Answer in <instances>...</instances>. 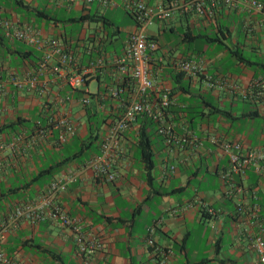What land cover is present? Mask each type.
<instances>
[{
  "label": "crops",
  "instance_id": "obj_1",
  "mask_svg": "<svg viewBox=\"0 0 264 264\" xmlns=\"http://www.w3.org/2000/svg\"><path fill=\"white\" fill-rule=\"evenodd\" d=\"M41 1L21 0L27 8L17 4L24 11L15 12L0 0V17L29 23L42 37L73 44L60 21L44 16L47 7L52 6L49 15L57 19H61L54 14L58 7L68 17L91 11L105 16L107 10L123 9L122 0H112L105 8L81 0L68 5L46 0L48 4L40 7ZM106 18L112 21L111 16ZM155 23L158 48L150 54L153 88L149 97L154 98L162 87L169 89L165 121L175 141L165 144L155 122L136 116L117 139L116 177L110 182L95 179L84 165L98 152L100 138L133 91L125 83L121 93L126 95L117 99L109 95L118 76L113 59L120 55L123 43L117 47L114 41L107 49L110 40L105 39L102 68L86 74L87 84L77 87L86 93L76 88L64 102L61 98L68 86L50 71L39 76L37 85L17 88L10 82L11 75L34 68L40 52L6 38L0 27V228L16 205L37 201L51 179L71 176L54 202L101 242V248L86 257L88 264H260L251 238L256 223L264 224V160L227 176L228 158L207 136L237 141L244 149L264 146V92L259 95L249 86L255 79L264 80V16L241 6L219 7L209 16L174 12L166 22ZM81 25L76 37L80 66L86 62L82 44L100 45L96 42L102 33L100 23ZM131 28L132 21L122 40ZM179 59H200L203 72H177L174 65ZM92 82L95 88L89 90ZM87 92L96 94L90 98ZM82 97L88 98L86 105L80 103ZM93 104L99 122L87 117L85 109L91 110ZM48 109L66 112L75 127V134L61 145L54 144V129L45 138L35 136L34 123H44ZM140 131L150 142L149 168L137 146ZM94 135L97 139L85 148ZM192 135L200 144L192 141ZM150 225L154 226L153 244L164 256L146 243ZM2 233L1 248L19 264H85L71 228L52 220L19 219Z\"/></svg>",
  "mask_w": 264,
  "mask_h": 264
},
{
  "label": "built area",
  "instance_id": "obj_2",
  "mask_svg": "<svg viewBox=\"0 0 264 264\" xmlns=\"http://www.w3.org/2000/svg\"><path fill=\"white\" fill-rule=\"evenodd\" d=\"M74 1L52 0V2H64L67 5ZM81 1L85 4L96 2L101 8L113 4L112 0ZM237 6L243 7L247 12H261L264 16V3L258 0H167L166 3L156 4H148L145 0H122L123 9L132 16V28L127 31L123 39L120 55L113 59L118 76L109 89V95L111 98H119V95L123 92L121 80L125 73L130 80L129 82H131L133 91L123 105L121 113L100 138L98 152L91 156L84 165L91 171L95 179L105 182L114 180L116 177L114 165L117 139L138 115L147 116L155 122L156 133L162 137L165 144L169 145L175 141L172 127L165 121L166 110L171 103L169 89L162 87L154 98L149 97V91L153 88V81L148 61L150 54L157 49L158 42L152 37L153 34L147 33V27L153 22L168 20L174 12L187 14L191 11L193 16L196 17L209 16L219 7L230 9ZM0 27L6 38L21 41L40 52V57L34 68L25 71L22 75H11L10 82L17 88H21L26 83L40 84L39 76L45 71H50L61 77L68 86V92L61 98V101L65 102L71 99V93L82 84L84 75L99 71L102 68L103 58L101 55L87 57L85 65L80 66L77 61L79 58L77 48L71 49V44L65 43L56 37H42L29 23L17 24L10 19L0 17ZM95 46L99 45L96 44ZM91 47L92 44L88 42L83 49L88 53ZM174 69L185 75H195L203 72V63L200 59H179L175 62ZM206 78L210 80L211 76H206ZM41 84H45V81H42ZM208 84L211 85L212 82L209 81ZM249 86L251 89H256L257 94L263 95V79H255ZM1 87L0 82V89ZM80 103L86 105L88 98L82 97ZM34 127L35 136L38 138H45L52 129L56 130L57 135L54 139L56 145L67 142L75 134V127L68 114L60 110L48 109L44 115V123L36 120ZM191 138L194 143L200 144V141L194 135ZM207 141L217 146L227 156V176L230 173L241 172L251 162L255 164L257 161L264 160V146L255 149H244L237 141L219 140L215 135H208ZM169 169L172 170L173 166H170ZM71 179V176L53 178L47 183L37 201L16 205L9 213L5 224L0 228V240L3 236L2 232L8 226L15 225L19 219L37 220L46 218L71 228L75 235L77 252L85 256L83 260L85 264H88L86 257L91 251L101 248V242L91 232L83 230L78 220L70 218L54 202L55 197L65 190ZM207 211L211 212L210 209H207ZM256 226V231L251 238V246L258 262L264 264V224L257 222ZM153 230V225L146 228V243L153 246L155 252L164 256V253L153 244L151 238ZM0 264L19 263L7 256L0 246Z\"/></svg>",
  "mask_w": 264,
  "mask_h": 264
},
{
  "label": "trees",
  "instance_id": "obj_3",
  "mask_svg": "<svg viewBox=\"0 0 264 264\" xmlns=\"http://www.w3.org/2000/svg\"><path fill=\"white\" fill-rule=\"evenodd\" d=\"M15 2H16V4H20V5H22L24 8H27V6L26 5H23L22 3H21V0H15ZM34 11L36 12V13H38V14H42L43 15V11L42 10H40V9H37V8H35L34 9ZM125 13L128 15V17L131 19V21H132V16H131V14L129 13V12H127V11H125ZM44 16H46L48 19H50V20H52L53 19V21H56V22H59V21H63L62 19H57V18H55V17H53V16H50L49 14H45ZM67 20L68 21H71V22H79L80 24H82V23H90V22H93V23H100V31H102V35L101 34H98L99 35V37L97 38V43L98 44H100L99 46H93L92 45V47H91V50H88V53H86L85 51H84V49L83 48H85V43L84 44H82L83 45V47H82V55L83 56H85L84 57V59L85 58H87V57H96V56H99V55H102V52H105L106 50H105V47L104 46H102L103 44L102 43H104L105 42V39H109L110 41H109V44H110V46L112 45V43L114 42V41H116V39H117V36H115V35H117L118 34V27L117 26H114L113 25V22L112 21H110L108 18H106V16H104L101 12H94V11H91V12H88L87 14H80V15H78V16H76V17H68L67 18ZM157 22V21H156ZM161 22H166V20H163V21H161ZM114 26V29L111 31V32H107L106 31V29H105V27H113ZM186 32H184V34H185ZM187 34V33H186ZM114 36V37H113ZM113 37V38H112ZM152 37H154L155 39H156V37L154 36V35H152ZM112 38V39H111ZM78 40L79 39H76L75 38V40H74V42H73V44H71V49H75V48H77L78 47V45L80 46V44H78ZM157 40V39H156ZM3 41V38H2V35H0V42H2ZM120 41H121V44L123 43L122 41L123 40H121L120 39ZM88 42L86 41V44H87ZM81 47V46H80ZM112 48V46L111 47H109V48H107V49H111ZM157 48H158V46H157ZM20 53V52H19ZM33 54V52L32 51H28V53L27 54ZM22 55H26V53L25 52H22ZM81 58V57H80ZM37 63V62H36ZM148 67L150 68V69H152L151 68V64H150V59H149V61H148ZM114 69L116 70V66L114 65ZM87 75H84L83 76V83L81 84V86L83 85H86L87 84V82L89 81V79H85V77H86ZM96 78H98V75L96 74ZM130 80H129V78H128V76H126V73L122 76V80H121V84H127V86L128 85H130L131 84V82H129ZM113 83H114V81H113ZM77 92H79V93H86L82 88L80 89V88H77ZM96 94V92H87V95H89V97L90 98H92L94 95ZM123 94V96L124 95H126V94H124V93H121L119 96H121ZM95 104H93V108L91 109V110H88V108H86L85 109V111H86V114L88 115L87 117L90 119V116H92L93 118H92V121H94V122H96V121H98L97 120V118H98V116H97V114H96V109H95ZM99 122V121H98ZM101 122V121H100ZM95 139H97V135H94V137H93V139L91 140V141H88L87 142V145H86V147L85 148H88V146L92 143V141L93 140H95ZM137 146H138V148H139V152H140V156H141V159H142V161L144 162V164H145V167H147V168H149L150 166H151V152H150V149H149V146H150V142H149V139H148V136L146 135V134H144V131H140L139 132V134H138V141H137Z\"/></svg>",
  "mask_w": 264,
  "mask_h": 264
},
{
  "label": "rangeland",
  "instance_id": "obj_4",
  "mask_svg": "<svg viewBox=\"0 0 264 264\" xmlns=\"http://www.w3.org/2000/svg\"><path fill=\"white\" fill-rule=\"evenodd\" d=\"M1 2H3L2 4H3L4 7H11V8L14 9L15 12H17V11H24L22 8H20L16 4L15 0H1ZM41 4L42 5L40 7H43V4H48V3H47L46 0H42L41 1ZM51 7L52 6L50 5V8ZM50 8L47 7L45 9V13L51 14L52 11H51ZM54 14H56L59 18H61L63 20V21H60V22L62 23L63 28L65 29V32L70 35V38L72 40H75V38L77 37L79 31L81 30V26L82 25L79 22L67 21L68 14L62 8H59V7L58 8H55ZM107 15L111 16V20L113 22V25L114 26H117L118 29H119L118 30V34L116 35L117 36V39L114 42L117 45V47H118L119 46L120 39L122 40V38H123V36H124V34L126 32L127 26L129 25V23H131V19L124 12V10L122 8H120V7H115L113 10H107L105 12V16H107ZM95 25L98 26L99 23H93V22H90L89 23V27H94ZM114 26L113 27H105V29H106L107 32H111L114 29ZM155 32H156V23L153 22L152 24H150L147 27V33L154 35ZM94 86H95V83L92 82L89 85V90L94 89L95 88Z\"/></svg>",
  "mask_w": 264,
  "mask_h": 264
}]
</instances>
